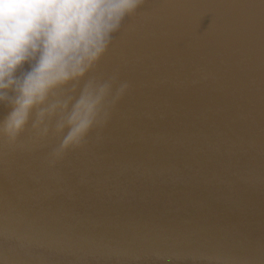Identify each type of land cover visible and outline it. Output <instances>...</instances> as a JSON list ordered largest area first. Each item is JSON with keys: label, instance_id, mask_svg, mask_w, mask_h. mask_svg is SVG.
I'll return each instance as SVG.
<instances>
[{"label": "water", "instance_id": "obj_1", "mask_svg": "<svg viewBox=\"0 0 264 264\" xmlns=\"http://www.w3.org/2000/svg\"><path fill=\"white\" fill-rule=\"evenodd\" d=\"M114 76L55 166L0 140V264H264V0H145L85 80Z\"/></svg>", "mask_w": 264, "mask_h": 264}, {"label": "clouds", "instance_id": "obj_2", "mask_svg": "<svg viewBox=\"0 0 264 264\" xmlns=\"http://www.w3.org/2000/svg\"><path fill=\"white\" fill-rule=\"evenodd\" d=\"M144 3L0 0V105L9 109L0 120V140L19 146L26 131L33 143L58 138L50 167L83 148L128 88L121 84L112 96L115 76L105 82L85 77Z\"/></svg>", "mask_w": 264, "mask_h": 264}]
</instances>
